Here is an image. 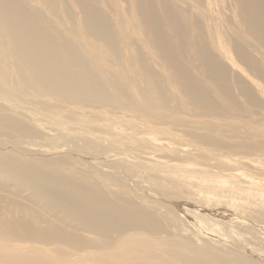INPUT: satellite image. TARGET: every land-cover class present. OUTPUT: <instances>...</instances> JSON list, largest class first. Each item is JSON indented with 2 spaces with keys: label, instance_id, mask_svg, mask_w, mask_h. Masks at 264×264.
<instances>
[{
  "label": "bare ground",
  "instance_id": "bare-ground-1",
  "mask_svg": "<svg viewBox=\"0 0 264 264\" xmlns=\"http://www.w3.org/2000/svg\"><path fill=\"white\" fill-rule=\"evenodd\" d=\"M24 103L58 126L81 127L78 152L116 146L125 158L165 152L176 162L132 163L152 170L146 199L87 155L0 150V264H264L189 221L199 244L172 230L180 214L161 212L155 198L172 201L184 181L197 203L172 201L183 208L236 210L263 197L232 161L259 168L254 155L264 153V0H0V134L18 147L43 136ZM123 123L133 133H114ZM94 130L109 145L90 138ZM181 135L192 149L172 147ZM161 164L166 177L156 174Z\"/></svg>",
  "mask_w": 264,
  "mask_h": 264
},
{
  "label": "rangeland",
  "instance_id": "rangeland-1",
  "mask_svg": "<svg viewBox=\"0 0 264 264\" xmlns=\"http://www.w3.org/2000/svg\"><path fill=\"white\" fill-rule=\"evenodd\" d=\"M60 103L66 104L65 101H61ZM24 104L25 105H24L23 110L28 115H30L32 117L31 118L32 124L34 126H37L42 131L43 136L35 137L32 139H26L25 141H23L22 144H19L20 147H18V145L14 144V142L9 141V137L6 134H0V150L10 149V148L16 149L17 151L21 150L23 152L26 150L25 153H27V154H25V153L24 154L28 155V156H38V155H41L42 153H45V152H46V154L47 153L49 154V151L50 152L53 151L54 154H55V152H58L60 154H70V155H72L78 159H85L86 158L85 160H90V161H93L95 163H100L102 165L101 167H103L105 171L113 170L112 175L110 176V181L111 182L113 181L114 183H116L117 187H121V184L124 183V185H122L121 188H124L126 186V188H124V189H128L131 192L140 194L141 196H143L146 199H152L153 198L152 191H151L152 188L150 185L151 183H150V180L147 178L148 175H150V173L152 172V170H150L149 168L144 169V168L133 167L132 163L136 162L138 159H140V161L148 160L147 165L153 167L154 165H157L155 163L156 162L155 159H157L159 157L163 158V159L172 158L169 153H165V152H140L138 154L137 158L134 157V153L125 158L123 156H118L116 153H114L115 152L114 149H118L116 146H115V148H108L106 152H104L98 148L91 149L90 153H84L81 151L78 152L75 147H78L76 144L82 143L81 137L83 136L82 133L84 131L81 127L74 124L73 122H66L65 124L63 123L62 126L61 125L58 126V125H56V123L51 122L47 117H44L42 115H34L32 108L27 103H24ZM69 108H70L69 105H65L63 107L64 113H67L68 112L67 110H69ZM46 120H48L49 124ZM99 125L102 126V122L99 123L98 126ZM120 128H122V129H120ZM175 131H178V130H175ZM117 132H127V133L132 132L133 133L132 129H129L125 123L120 125V127L114 128V133H117ZM139 134L142 137L146 138V136H144V133H142L141 131ZM53 135L54 136L59 135L60 137L58 138L57 141L50 142V139H48V137H52ZM88 136L89 137L91 136L90 138L98 137L97 139L99 140V142L102 145H109V143H110L109 140L111 137H108L109 136L108 133H100L98 130H94L93 133L88 134ZM188 138L189 137L187 135H181L180 138L174 139L175 142L171 139L173 141V142H171V145L174 148L178 147V146H184L186 149L187 148L192 149V146L187 144V143H189L187 140ZM5 141H7V142L5 143ZM3 143H5V144H3ZM146 143H148L150 145L151 142L149 143L148 139L146 138ZM23 145H25V146H23ZM29 146H34L35 149L38 151L37 152L34 151L33 152L34 155H33L32 150L27 149V148H29ZM132 148H133L132 145H127V148H125V149H127L129 152V149H132ZM39 150L42 152H40ZM68 150H70V151H68ZM63 151H64V153H63ZM131 151L134 152L136 150L133 149ZM107 152H110V153H107ZM84 155L85 156L87 155L89 158L87 156L85 157ZM105 155L107 157H106V159H103ZM242 155H243L242 153L238 152L236 154H233V157H240ZM117 156H118V158H120V160H117L118 159ZM97 157H99V158H97ZM254 157L258 158L257 160H258V164L260 166L259 168H249L239 161H232L235 164H237L238 166H240L242 169L245 168L244 170L251 171V173L249 175H251L253 178H255L257 181L260 182L259 188H261V190L263 192V197L258 198V197L253 196L252 200H250L248 198V200L244 201L243 207H241V208L239 207V209H236V210L230 209L226 204H224V202L219 203V204L209 202V204L205 205L206 207H204V208L201 206H198V205L191 204V203H190L191 204L190 207H188V208H185V207L183 208L180 205V202H178V204H179V205L177 204L178 206L174 205V202H176V199L186 200L188 198L189 200L195 201V198H193L194 197L193 190H195L196 188L190 183V181H184L185 185L180 186V189H178V191L176 193L178 198H176L177 197L176 196L175 199H173L174 202H172L173 200L172 201L166 200V197L164 195H161V196L156 195L155 198L160 203L159 205H160L161 212L166 210L164 205H166V206L169 205L173 208L174 211H176V213L180 214V217L182 219L183 224L179 220H177L176 217L172 218L171 223H170L172 230H175L178 233L188 234L194 242L199 244L201 241V238L199 237V235L191 232L193 228H189L187 225H185V223H188V221H189L191 227L195 226L194 230L196 227H197L196 229H199V228L201 229V227H202V229L207 232L206 233V232H203L202 230H199L198 233H200V234L203 233L204 235H207L209 238H213V239L220 240L221 242H225L231 247L237 248V245H242V246L244 245L243 248H241V247H238V248H241V250L245 249L246 250L245 252L247 253V255H249L252 259H255L259 262H264V243H263L264 242L263 241L264 240V226H263L264 224H262L264 222V218L257 217V215L259 214V211L264 210V208L262 207V206H264V174L261 173L262 171H264V153L255 154ZM209 160L212 161V159H209ZM174 161H175V159H170V162H174ZM165 167L166 166L164 164L157 166L158 170L156 171L157 172L156 174L166 177L168 173L165 171ZM210 168H213V167L211 166ZM228 168L229 167L226 166V167L220 168V170L221 171H224V170L225 171H231V168L230 169H228ZM214 169H217V168H213V170ZM220 174L222 176H224L221 172H220ZM232 179H234L235 181H237L238 183H240L242 185L247 184L245 181H243V178H241V177L240 178L234 177ZM5 193L10 194V195L12 194L10 192L9 193L5 192ZM17 197L20 198L21 196H17ZM20 199H23V197ZM163 199L166 201H164ZM24 201H26V200L24 199ZM195 203H197V202L195 201ZM215 208H217V209H215ZM229 212H230V214H229ZM244 213H246V215ZM251 218L253 219V221ZM198 220H200V221H198ZM246 221H248V222H246ZM194 222H195V224H194ZM204 224H205V226L207 225L205 228L203 227ZM219 226H220V228H219ZM225 226H226V229H225ZM207 227H209V228L207 229ZM210 228H212V229L214 228V229L209 230ZM227 229L228 230L230 229L229 232H227L228 231ZM222 230H223V232H222ZM257 237H259L260 239ZM198 238L200 240H198ZM229 242L231 243V245ZM255 244L258 247H255L256 246ZM254 253H255V255H254Z\"/></svg>",
  "mask_w": 264,
  "mask_h": 264
}]
</instances>
